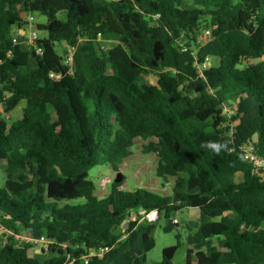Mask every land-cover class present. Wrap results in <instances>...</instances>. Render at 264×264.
<instances>
[{
  "label": "trees",
  "instance_id": "16d2710c",
  "mask_svg": "<svg viewBox=\"0 0 264 264\" xmlns=\"http://www.w3.org/2000/svg\"><path fill=\"white\" fill-rule=\"evenodd\" d=\"M34 9L51 43L76 49L59 85L13 44ZM210 58L219 66L201 79L194 63ZM0 59V160L11 178L33 167L0 190V264H66L103 245L110 252L88 264H146L156 224L123 225L128 212L159 209L167 234L178 212H199L160 264H264V181L244 153L264 158V0H0ZM231 101L233 135L219 113ZM136 140L158 158L157 176L175 179L173 196L121 190L124 178L99 199L83 185L91 169L118 172ZM23 233L50 242L44 260Z\"/></svg>",
  "mask_w": 264,
  "mask_h": 264
},
{
  "label": "rangeland",
  "instance_id": "374dc122",
  "mask_svg": "<svg viewBox=\"0 0 264 264\" xmlns=\"http://www.w3.org/2000/svg\"><path fill=\"white\" fill-rule=\"evenodd\" d=\"M46 7L48 8V4H46ZM207 20L209 22L211 21L210 18H207ZM46 23L47 17L42 16V24L40 25L38 37L44 50L43 59L47 63V68L54 74L65 75L70 69L67 63V45L64 43L53 44L50 42L48 33L45 30ZM208 29L209 25L206 24L201 33V41H203L202 35ZM24 30L28 35L29 28L26 25ZM116 45L117 43H102V47L106 50L114 49ZM210 59L211 65L213 67L219 66L220 60L218 58ZM147 80L151 85H157L158 83V78L155 74H151ZM24 105L25 103L23 102L14 115H12L11 119L15 118V115ZM219 113L225 116L221 110ZM153 143L156 145V141ZM147 144L148 143H145L141 140H136L135 145L131 150L130 156L119 165L118 172H116L111 165L95 167L91 169L89 177L85 180L83 185L94 186L96 188V196L99 199H105L112 192L117 174L122 173L124 176L123 179L125 178V181L121 187V190L128 192L143 190L163 198L172 197L175 179H161L157 176L158 158L154 153L144 154V146ZM32 173L33 167L28 166L24 172H21L17 176L11 178L6 171V163H4V160H0V190H7V184L11 179L16 180L20 176L31 178ZM199 186L200 184L197 180L192 181V188L196 193L200 190V188H198ZM174 219L178 221V224L174 226V230L169 234L164 232V228L167 225L164 218L160 223H156L157 228L153 235L156 242V247L153 251L147 253L146 264H160L162 262V252L165 248L176 246L179 242L178 238H180L181 242H185L187 235L196 231L199 227L198 213L190 209L178 212L174 216ZM3 242L4 240L0 236V246H3ZM23 242H25V240ZM22 245H24V243H22ZM37 257L41 260L44 259L41 255H37Z\"/></svg>",
  "mask_w": 264,
  "mask_h": 264
},
{
  "label": "built area",
  "instance_id": "2783aa9c",
  "mask_svg": "<svg viewBox=\"0 0 264 264\" xmlns=\"http://www.w3.org/2000/svg\"><path fill=\"white\" fill-rule=\"evenodd\" d=\"M152 20L155 25H158L159 15H157L155 18H152ZM24 21H25L26 26L29 28V34L27 35V32L25 30H22L25 33L24 35H22L21 34L22 31L20 30L19 34L23 38L20 39L18 36H16L13 40L14 47L24 46L27 49L34 51L37 56H40L43 58L44 50L41 46V41L38 37L40 25L42 24V12L40 11V9H34L30 11L29 13H25ZM209 35H210V32L207 31L206 37H208ZM75 52H76L75 48L69 47L67 45V63L70 68L67 74L56 75L51 70H49L46 65L45 70H46L47 78L53 81L55 84L59 85L62 83L66 75L68 74L72 75L75 70V65H74ZM12 56H13V52H9L7 55V58H11ZM210 60L211 59H207L204 64H200L198 61L194 63V67L198 70V73L201 79L206 78L205 76L206 71H208L212 67ZM2 64H3V61L0 59V65ZM221 112L224 113L225 115L224 117L228 120V123L225 124V127L230 129L231 135H233L234 133L233 128L236 125V123H232V119L235 117L237 113V104L232 105L231 102L226 103L221 108ZM244 153H245L247 162H249L253 167L254 175L258 176L259 178H262L264 181V158H261L258 155H256L253 147L245 149ZM162 219H163V211L159 209V210L151 211L150 213L143 215V216H139L137 214L131 213V217L128 219V221L131 227V224L141 223L143 221H147V222L155 223V224L160 223ZM173 223L177 225V221L173 220ZM16 238L21 241V244L24 243V245L28 242L34 243L35 247L39 245L42 247V249L45 250V252L48 249L49 243H50L45 239L34 240L32 237L28 235L26 236V234L24 233L21 236H17ZM24 240L25 242H23ZM109 252H110V247L108 245H103L99 249L89 250L88 253H86L80 258L69 259L66 264H88L91 258L103 259Z\"/></svg>",
  "mask_w": 264,
  "mask_h": 264
},
{
  "label": "water",
  "instance_id": "95a60500",
  "mask_svg": "<svg viewBox=\"0 0 264 264\" xmlns=\"http://www.w3.org/2000/svg\"><path fill=\"white\" fill-rule=\"evenodd\" d=\"M25 19V13L22 15V20H24ZM123 174L122 173H118L117 174V177H116V179H115V184H120V183H122V181H123ZM131 217V213H128L127 214V217H126V219H125V221H124V225H123V229H124V231L125 230H128L129 229V227H130V223H129V221H128V219ZM38 249H40V250H42V252H44L45 253V250L44 249H42V247L41 246H36Z\"/></svg>",
  "mask_w": 264,
  "mask_h": 264
},
{
  "label": "crops",
  "instance_id": "0c3cea01",
  "mask_svg": "<svg viewBox=\"0 0 264 264\" xmlns=\"http://www.w3.org/2000/svg\"><path fill=\"white\" fill-rule=\"evenodd\" d=\"M21 34L22 35H24L25 33H24V31H22L21 32ZM46 65H47V63H46ZM231 103H232V105H236V102L235 101H231ZM4 163H6V161H4ZM198 188H200V186L198 187ZM198 188H197V190H198ZM192 190H193V188H192ZM195 192V190H193V193ZM196 193V192H195ZM198 193V192H197ZM190 210H192V211H196L197 213H198V223H199V212H198V210H196V209H190ZM129 213H132V212H129ZM135 214V213H134ZM173 220H175V221H177L176 219H174V217L172 218ZM177 224H178V221H177ZM37 255H41L42 256V258H46V252L44 253V252H42V250H40V249H38L37 247H35V252H34V256H35V258H38L37 257ZM38 259H40V258H38ZM44 259H42V260H44ZM41 260V259H40Z\"/></svg>",
  "mask_w": 264,
  "mask_h": 264
}]
</instances>
